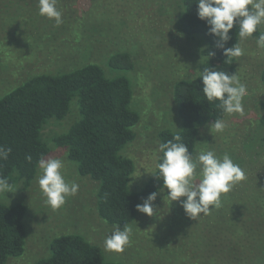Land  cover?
Wrapping results in <instances>:
<instances>
[{
  "label": "rangeland",
  "instance_id": "obj_1",
  "mask_svg": "<svg viewBox=\"0 0 264 264\" xmlns=\"http://www.w3.org/2000/svg\"><path fill=\"white\" fill-rule=\"evenodd\" d=\"M180 6V0H58L63 23L56 26L53 20L39 15L38 0H0V97L33 76L62 74L86 64L99 65L107 77H127L132 89L130 108L139 114L140 121L133 128L135 139L121 154L134 163L129 190L139 192L156 168L160 155L157 134L162 129H180L172 99L173 84L197 76L199 51L205 47L200 37L186 38L176 31L174 21ZM256 41L252 37L241 41L239 37L237 44L243 55L234 58L236 75L247 88L242 101L244 114H226L222 133L215 132L211 125L203 127L193 153L194 158L206 150L215 151L219 157L227 153L246 174V179L222 195V206L214 209V214H201L191 220L178 202L170 203L163 189L157 192L153 205L159 214L148 217L138 212L135 220L126 225L132 230L130 245L121 253L106 250L105 238L114 227L97 215L98 182L80 176L66 150L52 144L54 137L77 120L73 102L69 114L62 121L49 120L41 135L50 148L44 159L60 158L65 179L77 183L78 191L61 208L52 209L39 188L38 168L28 188L17 181L13 183L15 193L0 196L2 204L21 203L26 208L24 252L10 257L7 264H34L46 259L54 238L72 234L99 247L108 262L204 264L211 257V261L221 264L215 256L220 241L204 245V219L208 216L211 222L223 216L222 226L236 225L228 221V217L234 218L228 214L240 211L238 216L242 218V214H254L253 207L260 210L256 226H237L251 231L252 236L259 231L263 239H251L240 249L234 244L226 245L227 257L223 261L264 264V88L259 81L264 56ZM120 52L133 60L132 71L114 73L108 68V58ZM253 193L261 199L255 202ZM124 226L118 227L123 230ZM220 230L226 233L232 229Z\"/></svg>",
  "mask_w": 264,
  "mask_h": 264
},
{
  "label": "trees",
  "instance_id": "obj_2",
  "mask_svg": "<svg viewBox=\"0 0 264 264\" xmlns=\"http://www.w3.org/2000/svg\"><path fill=\"white\" fill-rule=\"evenodd\" d=\"M197 2L180 0L181 12L174 21L178 33L186 38L198 36L205 42V47L199 51L201 60L197 76L192 80L176 81L172 87V99L180 121L178 131L192 155L200 130L226 116L205 99L200 74L209 67L230 75L236 74L234 58H226L223 49L215 47L217 38L209 35L206 23L198 19ZM238 32L234 24L229 33L231 39L225 47L238 43ZM262 32L264 27L252 38L257 40ZM209 52L215 55L208 57ZM262 52L264 56V49ZM106 63L114 73L134 69L133 60L125 52L111 55ZM259 81L264 88V67ZM131 100L130 80L120 74L107 77L97 64H86L62 74L33 76L0 97V147L12 150L6 161H0V177H6L11 184L19 181L24 188L31 185L40 159L50 151L49 145L42 139L43 127L52 119L62 121L74 102L77 120L66 132L54 137L52 144L66 150L67 158L76 164L80 176L98 182L96 212L103 222L113 226L133 222L138 214L136 205L142 204L151 193L163 190L157 168L163 154L160 152L156 168L144 187L139 192L130 191L128 182L134 172V163L121 151L135 139L133 128L140 121L139 114L130 108ZM176 132L168 129L159 131V145L171 140ZM28 156H31L30 162L26 159ZM252 196L255 202L261 199L256 193ZM256 208L253 207L254 214H242V218L238 216L240 211L230 213L228 215L234 218L228 217V221L256 226L255 217L260 215V210ZM25 210L21 203H0V264H7L10 257L21 256L24 252ZM210 214H214V210ZM222 217L211 222L212 218L208 221V216L204 219V245L220 241L215 256L221 264H226L223 261L224 256L227 257L226 245L234 244L240 249L249 240H261L263 236L259 231L252 236L251 231L237 224L224 227ZM221 228L232 230L224 233ZM49 249L50 256L34 264H120L106 261L102 250L90 245L80 235L56 237ZM210 258L204 264H219Z\"/></svg>",
  "mask_w": 264,
  "mask_h": 264
},
{
  "label": "clouds",
  "instance_id": "obj_3",
  "mask_svg": "<svg viewBox=\"0 0 264 264\" xmlns=\"http://www.w3.org/2000/svg\"><path fill=\"white\" fill-rule=\"evenodd\" d=\"M58 0H38L39 15L55 22L63 23L62 11L57 7ZM197 17L208 27V34L217 38L215 47L223 49L226 58H238L243 49L237 43L225 47L231 39L229 33L235 27L239 29L240 40L251 38L264 26V0H198ZM257 47L264 49V32L257 38ZM215 55L209 52V56ZM205 68L199 79L201 91L210 104H215L224 114H244L243 98L247 95L246 85L240 82L233 73ZM174 125V124H173ZM175 127V126H174ZM212 129L222 133L225 123L222 119L214 120ZM176 128V127H175ZM10 147H0V161H6L11 153ZM163 154L158 163V174L163 189L167 190V198L178 202L184 213L191 219L208 215L222 206V195L227 194L238 183L246 179L244 170L229 154L222 157L213 150L201 151L195 158L177 131L171 140L159 145ZM30 162L31 156L26 157ZM41 174L38 185L45 198V203L52 209H59L68 197L76 195L79 185L68 182L63 175L64 162L60 158L39 161ZM17 189L6 177H0V196L15 193ZM157 193H151L142 204L136 205V211L148 217L158 215L154 208ZM183 198V199H181ZM114 230L105 238V249L121 253L130 245L131 228L124 226Z\"/></svg>",
  "mask_w": 264,
  "mask_h": 264
}]
</instances>
